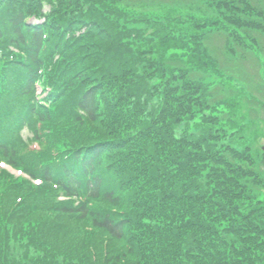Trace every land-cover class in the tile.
<instances>
[{"label":"trees","instance_id":"obj_1","mask_svg":"<svg viewBox=\"0 0 264 264\" xmlns=\"http://www.w3.org/2000/svg\"><path fill=\"white\" fill-rule=\"evenodd\" d=\"M237 2L264 16L257 0H0V162L44 182L0 169V264H92L83 243L99 264H264V97L242 75L264 40L231 47L247 45L225 24L249 21ZM33 121L39 152L17 138ZM72 224L100 236L73 246Z\"/></svg>","mask_w":264,"mask_h":264},{"label":"rangeland","instance_id":"obj_2","mask_svg":"<svg viewBox=\"0 0 264 264\" xmlns=\"http://www.w3.org/2000/svg\"><path fill=\"white\" fill-rule=\"evenodd\" d=\"M257 2L260 4V6H261V8L263 9V12H264V0H257ZM175 7L183 8V10L175 8L176 9V13L179 16H183V14L184 15L186 14V12H187L186 9L187 8L184 7L182 2H179L178 5H176ZM243 8H244L243 5L241 3H239V2H237L236 10H231L229 12V14L234 15L235 17L239 18L240 20H242V19L249 20L247 22V24H242V25L233 24V23H229L227 20L225 21V24L230 29L232 28V29H235L237 32H239L241 34L240 36H242V39H244L246 41L247 45H245V47H244V46H241L239 43H233L231 47L234 48L237 52L240 51V49H243V50H247L248 49V50H250V48L254 52H258L261 49V47H260L259 44L253 43L252 37H254L255 35H259L260 34L262 39L264 40V30H261V27L264 26V16H261V15H258V14L250 15L248 13V11L247 10H243ZM171 10H173V9H171ZM171 10H169V11H171ZM221 10L224 11V9H221ZM154 11H157V10H154ZM197 16L202 17V15H200V14H197ZM250 21L255 22V23L251 24ZM222 40H224V39L222 38L221 40H217L215 42L214 46H217V45L221 46ZM236 42H237V40H236ZM262 42L264 43V41H262ZM236 44H237V46H236ZM258 56H259L260 60L262 61L259 65L257 64L258 62L256 61L255 57L253 58L250 52L244 53V59L246 60L247 65H245L243 67V70L250 69V74H245V75L242 74V75H243V77H245V76L248 77L247 78V81H248L247 84H250V85L245 84V85H243V87L244 88L246 87L248 89V91L250 92V94H253V96L256 99L261 100L264 97V91L262 90L261 84H257L256 76H258L259 72L263 71L264 56L261 55V53H259V52H258ZM249 66H250V68H249ZM260 68H262V70ZM254 107H256V106L254 105ZM255 116L256 115H252L251 116L252 121H254V119L256 118ZM24 135L27 137V139H28V137H31L29 130L26 131ZM32 146H33V144H32ZM258 146H264V139H260L259 140ZM72 225L74 227V228H71V231H73L72 232L73 235L72 234H69V235H72V237L76 241V242H73V244H72L73 246H77L80 243L79 239L80 240H84L86 243L90 244L92 242V240L94 239V237H96L97 235L100 236L99 233L96 232L97 234L94 237H92L90 240H85L84 237L90 238V236H87V235H83L84 237L82 236L81 233H82V227L83 226L77 227L78 225H76V224H72ZM83 245L86 246V249L88 250L90 256H92V258H91L92 264H99L98 263V258H97V256H94L93 250H92V248H90V246H88L87 244L83 243V244L78 245V247L82 248ZM113 246L114 247L112 249H114V251L112 253H113L114 256H116L115 254H117L119 252L121 253V251H124V253H128L129 252V247L125 243H121V242L117 241V243H115ZM116 250H117V252L115 253ZM68 254L69 253L67 252L66 255H68ZM107 258L110 260L109 257H107ZM108 259H106V261Z\"/></svg>","mask_w":264,"mask_h":264}]
</instances>
